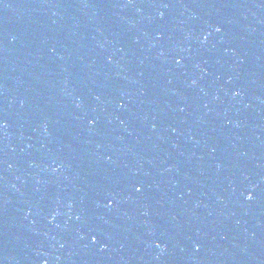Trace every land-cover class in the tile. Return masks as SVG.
Returning a JSON list of instances; mask_svg holds the SVG:
<instances>
[{"label":"water","instance_id":"1","mask_svg":"<svg viewBox=\"0 0 264 264\" xmlns=\"http://www.w3.org/2000/svg\"><path fill=\"white\" fill-rule=\"evenodd\" d=\"M0 264H264V0H0Z\"/></svg>","mask_w":264,"mask_h":264},{"label":"snow or ice","instance_id":"2","mask_svg":"<svg viewBox=\"0 0 264 264\" xmlns=\"http://www.w3.org/2000/svg\"><path fill=\"white\" fill-rule=\"evenodd\" d=\"M217 31H219V29H217ZM137 190L139 191V188H137ZM249 198H251V193H249ZM109 203H112V201H109ZM91 239H92L93 241H95V240H97V237H96L95 235H93V236L91 237Z\"/></svg>","mask_w":264,"mask_h":264}]
</instances>
